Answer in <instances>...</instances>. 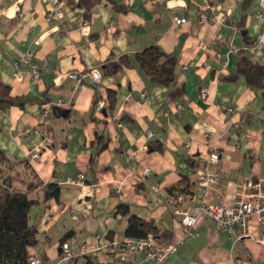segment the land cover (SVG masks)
Here are the masks:
<instances>
[{
	"label": "crops",
	"instance_id": "obj_1",
	"mask_svg": "<svg viewBox=\"0 0 264 264\" xmlns=\"http://www.w3.org/2000/svg\"><path fill=\"white\" fill-rule=\"evenodd\" d=\"M243 2L99 0L86 15L67 0H0V92L5 86L23 101L0 107V192H25L38 181L60 187L57 200L28 213L37 230L30 254L43 264H79L61 256L60 237L72 229L71 252L85 245L100 263L264 264L257 240L263 229L254 217L249 236L233 240L207 215L197 216L185 237L179 213L198 204L232 205L241 183L264 182V88L225 80L235 71L237 49L248 48L245 39L257 43L247 56L264 64V0ZM203 12L215 22L201 21ZM173 17L187 22L177 25ZM150 46L175 59L172 83L153 84L137 63ZM27 53L38 76L22 66L20 79L12 78V64ZM120 57L130 65L105 74ZM91 69L100 71L97 82L86 78L76 87L67 77ZM213 151L219 158L210 168L219 179L206 188L198 169ZM79 173L81 186L65 183ZM176 186L187 193L170 192ZM120 204L155 226L157 235L148 236L157 244L183 243L161 263L142 253L117 261L107 249L125 239L129 215L117 212Z\"/></svg>",
	"mask_w": 264,
	"mask_h": 264
},
{
	"label": "trees",
	"instance_id": "obj_2",
	"mask_svg": "<svg viewBox=\"0 0 264 264\" xmlns=\"http://www.w3.org/2000/svg\"><path fill=\"white\" fill-rule=\"evenodd\" d=\"M251 2L252 0H244L242 6L247 7ZM67 3L73 7L82 8L85 14L88 15L91 9L99 3V0H67ZM241 32L243 33V39H245L246 30ZM245 42L248 48L257 44L252 40L248 42L245 39ZM246 49H237L238 59L235 71L233 74L228 75L225 80L235 81L241 78L253 89L262 90L264 88V64L251 60L245 52ZM135 58L153 84L164 86L172 83L176 66L173 57L167 56L156 46H150L138 53ZM129 65L130 61L127 57H120L118 60L106 64L103 70L107 75H115L123 67ZM107 100L110 105H113L114 91L108 92ZM14 105L22 107L23 101L18 98H11L7 87L3 86L0 92L1 109ZM3 160L5 159L0 154V162ZM179 187H173L170 192L187 193L186 187L182 189ZM33 191L38 192L39 195H32ZM59 192L60 187L58 184L42 183L40 181L29 186V189L25 192H11L6 189L0 192V264H30L32 259L35 258H40L41 264L44 263L42 257H34L29 253V248L36 244L37 230L35 226L29 224L28 213L33 207L44 205L51 199L57 200ZM117 212L122 215H129L128 207L121 204L117 207ZM149 234L157 235V229L154 225L137 218L135 215L130 214L127 217L124 229L125 238L139 239L145 238ZM74 236L75 231L69 229L60 237V246L62 247ZM62 255L63 252H61ZM73 258L81 260L79 264H106L96 261L94 257L88 254H75Z\"/></svg>",
	"mask_w": 264,
	"mask_h": 264
},
{
	"label": "built area",
	"instance_id": "obj_3",
	"mask_svg": "<svg viewBox=\"0 0 264 264\" xmlns=\"http://www.w3.org/2000/svg\"><path fill=\"white\" fill-rule=\"evenodd\" d=\"M57 1L58 0H52L53 3H57ZM199 18L201 21L215 22V18L209 16L206 12L201 13ZM173 21L175 24L180 25L185 24L187 19L185 17H173ZM22 66L29 69L31 76H38L39 65L33 60L32 55L27 53L12 64V78L20 79L19 69ZM67 77L70 78L74 82V86L77 87L81 85L86 78H89L93 82H97L101 76L99 70L91 69L82 73L70 72L67 74ZM205 96L206 90H201V99H205ZM227 110L231 112V109ZM48 111L49 107H46L43 114L46 115ZM34 157L36 158V156ZM218 158L219 154L216 151L209 153L208 158L201 163V169H198L199 178L206 188L218 182L219 174L210 168V165L218 161ZM143 173L147 175L148 169H145ZM83 178V173H79L75 177L67 179L65 183L71 186H81ZM179 213L182 217L181 223L184 227L185 237L192 236V229L196 217L207 215L214 221L219 230L227 232L233 240H239L249 236L247 231L248 220L254 217L257 225L263 229L257 240L264 246V182L247 179L241 183L235 193V200L232 205H226L224 203L198 204L187 211L179 210ZM182 243L183 240H179L174 244L163 246L157 244L151 236L139 239L125 238L121 241H112L108 246V250L113 254L114 258L121 263L125 262L131 255L137 253H142L145 260L161 263ZM61 249L64 258H73L75 254L84 255L88 252L85 245L80 246L75 253L69 250L67 244H63ZM31 264H41V259H34L31 261Z\"/></svg>",
	"mask_w": 264,
	"mask_h": 264
},
{
	"label": "rangeland",
	"instance_id": "obj_4",
	"mask_svg": "<svg viewBox=\"0 0 264 264\" xmlns=\"http://www.w3.org/2000/svg\"><path fill=\"white\" fill-rule=\"evenodd\" d=\"M11 73H12V72H11ZM81 246H82V245H81ZM86 248H87V247H86ZM87 250H88L87 254L93 251V250L90 249V248H87ZM61 251H62V249H61ZM107 251H109V250L107 249ZM109 252H110V251H109ZM35 259H37V258H35ZM32 260H34V259H32ZM30 264H31V262H30Z\"/></svg>",
	"mask_w": 264,
	"mask_h": 264
}]
</instances>
